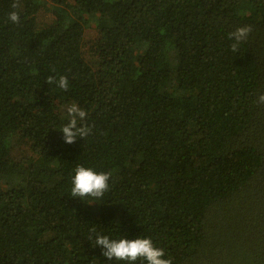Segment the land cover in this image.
Returning <instances> with one entry per match:
<instances>
[{
  "label": "trees",
  "instance_id": "1",
  "mask_svg": "<svg viewBox=\"0 0 264 264\" xmlns=\"http://www.w3.org/2000/svg\"><path fill=\"white\" fill-rule=\"evenodd\" d=\"M12 3L0 0V264H127L101 255L92 228L150 238L172 264H264V0ZM73 103L91 133L66 144ZM78 165L110 173L101 199L71 196Z\"/></svg>",
  "mask_w": 264,
  "mask_h": 264
},
{
  "label": "clouds",
  "instance_id": "2",
  "mask_svg": "<svg viewBox=\"0 0 264 264\" xmlns=\"http://www.w3.org/2000/svg\"><path fill=\"white\" fill-rule=\"evenodd\" d=\"M11 7L19 9V0H13ZM8 19L14 24H19V12H10ZM251 31L250 25H243L235 28L230 33V38L233 41L230 48L233 52L238 51L241 43L248 39ZM45 81L47 84H55L64 91L69 88V82L65 76H60L57 79L50 75L45 78ZM257 102L264 104V94L258 96ZM65 110L68 122L60 130L63 142L73 144L77 138L84 139L89 136L91 128L82 123L86 119V111L75 103L67 105ZM109 179V172H96L90 167L78 165L74 169V175L71 178V196L80 199L86 197H90L93 200L101 199L109 190ZM90 233L88 239H94L95 245L101 249V255L107 258L108 261H124L127 264H135L137 261H143L146 264H172L170 258H164V249L156 247L150 238L113 239L107 235L97 233L95 228H92Z\"/></svg>",
  "mask_w": 264,
  "mask_h": 264
},
{
  "label": "rangeland",
  "instance_id": "3",
  "mask_svg": "<svg viewBox=\"0 0 264 264\" xmlns=\"http://www.w3.org/2000/svg\"><path fill=\"white\" fill-rule=\"evenodd\" d=\"M46 19H47L46 16L41 14L40 21H45ZM94 34H95V31L87 30L85 32V40H88V39L92 38L94 36Z\"/></svg>",
  "mask_w": 264,
  "mask_h": 264
}]
</instances>
